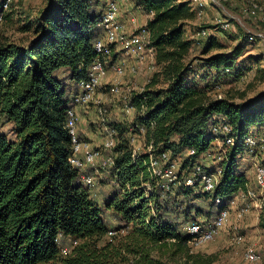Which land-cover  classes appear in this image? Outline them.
<instances>
[{
  "label": "trees",
  "instance_id": "1",
  "mask_svg": "<svg viewBox=\"0 0 264 264\" xmlns=\"http://www.w3.org/2000/svg\"><path fill=\"white\" fill-rule=\"evenodd\" d=\"M132 1L152 15L143 26L150 32L156 70L143 92L132 95L134 121L109 126L116 138L115 164L109 167L117 190L102 207L82 183L80 169L69 160L73 143L67 124L72 98L66 81L78 86L97 58L94 44L103 32L95 25L105 2L49 0L32 25L35 38L28 45L0 42V121L9 122L16 137L0 132V264H114L112 259L121 252L110 242H99L110 231L114 236L128 227L137 241H173L181 248L191 243L192 235L180 231L184 222L179 223L177 217L185 215L188 221L195 210L193 221L204 217L209 223L248 189L236 154L246 147L241 142L246 134L264 127V92L238 103L213 97L208 85L190 80L196 61L207 72L215 69L218 76L236 69L238 58L246 53L243 46L239 44L231 53L211 54L222 45L208 36L202 51L206 57L194 59L199 41L193 38L207 27L187 34V21L197 17L191 0ZM239 7L247 15L241 2ZM7 10L0 0L3 17ZM249 59L262 67L263 56L250 55ZM60 68L69 70L66 80L55 76ZM244 71L238 67L236 75ZM224 122L238 131L239 139L231 147L230 159L223 162L216 189L205 191L200 182L185 185L195 163L202 164L221 136L214 135L212 127ZM136 134L146 145H153L156 156L168 152L172 160L181 162L171 189L155 187L146 194L145 184L156 186V182L149 171L150 154L143 150L133 156L132 137ZM190 149L195 154L187 155ZM200 199L208 208L196 207ZM107 211L124 224L108 225L103 217ZM259 220L264 230V208ZM61 239H70V244L77 241L70 254L61 255ZM144 264L164 263L147 260Z\"/></svg>",
  "mask_w": 264,
  "mask_h": 264
},
{
  "label": "rangeland",
  "instance_id": "2",
  "mask_svg": "<svg viewBox=\"0 0 264 264\" xmlns=\"http://www.w3.org/2000/svg\"><path fill=\"white\" fill-rule=\"evenodd\" d=\"M191 1L193 2V7L197 10V17L194 20L187 21V34L192 31L198 32L201 27H207L205 29L207 31L206 35L197 34L193 38L195 39L194 41L200 42L195 43L196 48L192 53L194 59L201 60L206 57L202 51L204 44L207 43L206 37L208 36L215 37L222 45L221 48L211 51V54L216 52L231 53L239 44L243 46V50L246 53L238 58L236 69L225 70L222 76H218L215 69L207 72V70H204V67L198 65L199 61H196L194 62L195 75L190 77V80L196 81L202 86L208 85L206 88L208 91H212L210 95L213 97H226L238 103L264 92V61L260 68L252 61L253 59H249L250 55L264 57V41L249 38L256 31H261L264 34V0H258L263 10L255 18H249V16L241 12L238 0H221L219 2H212V0ZM48 2L49 0H13L11 7L4 12V21L0 25V42H15L21 45H28L35 38L32 25ZM126 3L131 5H129L131 10L127 12L128 6L125 5H123L122 10L124 9L126 13H131L129 19L136 18L139 21V25L143 24L146 19L145 13L141 9H137L135 1H128ZM219 20L229 22L231 27L227 30H221L222 28L218 24ZM217 24V27L221 29L214 27ZM121 56L123 57V55ZM238 67H242L245 70L244 74L240 76L236 75ZM68 71L67 68H60L55 72V76L62 81L66 80ZM144 71L145 69L141 73ZM153 72L151 71V73ZM112 74L114 75L113 72ZM126 75L130 74L127 73ZM145 81L143 79L140 84H135L134 86L137 85V88L146 86ZM119 85L124 91L122 96L114 97L111 92V86H102L99 89L102 106L107 110L104 115L106 120L104 123L108 126H111L118 116L124 117V121L128 124L134 121L135 110L131 113L125 111L126 98L124 95L127 96L125 84ZM162 85L166 86V84ZM112 99H115L119 105L117 114L108 108V103ZM99 130H96V134ZM0 132L6 134L8 138H16L12 125L3 119L0 121ZM101 132V136L97 134L98 138L94 141L92 140L94 143L93 147L101 151L102 157H107L109 151L99 146L98 139L101 138V141H103L104 138L103 130ZM262 132H264V127L255 128L254 132L251 131L249 133ZM136 139L137 145H141L144 141L138 134H136ZM142 151L143 148L140 147V152ZM231 152L232 148L224 144L221 136L218 137L210 147L208 151L209 155L203 157L201 160L203 169L207 172H215L219 168L222 169L224 167L223 162L230 159ZM220 154H224V159H218ZM236 159L240 169L246 173L248 179L247 187L255 190L264 201V189L260 190L255 179L256 166L264 164V148L245 147L236 154ZM175 160L178 162V168H180L181 162L177 159ZM98 170L100 175L93 169L94 175L92 176L94 177V183L90 187L86 186V184L84 186L90 189L92 199L102 207L108 196L117 190V186L112 179L111 167L101 168L98 166ZM195 203L196 207L208 208L207 202L202 199L196 200ZM240 206V201L232 205V215L229 225L222 229L214 240L204 244L196 245L188 243L187 246L179 248L173 241L164 244L148 243L145 240L137 241L130 233L131 227H128L127 229L117 231L114 236L106 235L99 242V245L110 242L121 252L119 256L112 259L114 264H144L147 260H158L164 264H264V230L259 226L261 209L252 206L243 218H237L236 210ZM194 213L195 210L190 214L188 221L185 220V215L177 217L179 223L184 222L180 231L185 235L188 234L186 226L193 222ZM177 215L178 213L176 212L175 216ZM103 217L106 223L108 225L110 223L113 228L124 224L123 221L113 218L109 211ZM200 223H207L204 217H200ZM238 234L244 237L242 243H237L235 240ZM70 242V239L66 241L62 240L61 255H68L73 251L76 244H70ZM251 245H254L262 255V260L258 263H250L245 259V250Z\"/></svg>",
  "mask_w": 264,
  "mask_h": 264
},
{
  "label": "built area",
  "instance_id": "3",
  "mask_svg": "<svg viewBox=\"0 0 264 264\" xmlns=\"http://www.w3.org/2000/svg\"><path fill=\"white\" fill-rule=\"evenodd\" d=\"M105 2V8L101 16L97 19L95 27L102 30L103 35L95 41L94 48L97 53L96 60L91 64L87 70V75L78 83V91L72 96L74 106H87L91 103L97 106L99 115L102 117V122H105L104 115L106 109L102 106V100L99 94V89L106 84L109 72H113L115 77H123L127 73L138 74L142 71V66L150 62V71L156 70L155 51L151 44L150 32L145 26L138 27L134 31H129L125 21L120 18L121 2H128L132 0H101ZM219 2L220 0H212ZM242 3L244 13L251 17H257L263 10L258 0H239ZM3 8L9 9L13 0H2ZM3 14H0V25L3 23ZM220 27L227 30L231 27L229 22L218 21ZM207 31L203 30L202 35H206ZM264 37V34L259 31L251 35L249 38ZM123 55V57H120ZM117 58L113 60V56ZM135 59V64H127V59ZM121 83H114L111 87L113 96H122L124 91L121 89ZM144 88L140 91L143 92ZM126 104L125 111L131 113L134 107L131 106L132 95L125 96ZM68 109V127L72 137L73 151L69 158L71 164L79 169H82L84 164H89L98 172V164L101 163L103 167L114 166L116 146L115 131L104 123L103 134L104 138L101 146L103 149L109 151L107 157L101 156V151L92 147L88 142L82 141L77 131V124L79 120L78 113L74 106ZM144 133V129H142ZM212 133L217 136H222L224 144L228 147L236 145L238 141V131L228 123H221L212 127ZM140 137V135H138ZM136 135L132 137L133 156L140 154V147L150 154L149 171L151 176L155 179L156 186L146 183V194L152 193L156 188L161 187L169 190L177 183L178 180V162L171 159L168 152H163L159 156L154 154V147L152 144L146 145L143 143L137 145ZM241 142L249 148H264V132L262 133H248ZM194 149H190L187 155L195 154ZM209 153L206 154L208 156ZM218 159H224V154H220ZM203 165L199 162L195 163L193 173L184 182L185 185H194L200 182L203 189L208 192H213L222 175V169L219 168L215 172H207L203 169ZM256 184L260 190L264 189V165L256 166L255 173ZM82 183L90 187L94 183V177L90 174L81 173ZM240 201L241 206L236 210L237 218H243L245 214L252 208V206L264 208V201L260 198L258 193L252 188L240 192L231 202L232 205ZM261 202V203H259ZM232 206L220 210V212L206 224L193 221L189 223L186 228L187 232L192 235L191 243L196 245L204 244L214 240L224 229L229 225L232 215ZM154 211V210H153ZM155 212V211H154ZM115 232L110 231L113 235ZM237 243L244 241L243 235H236ZM74 244L77 241L73 242ZM245 259L250 263H258L262 260L261 253L258 252L254 245L248 246L244 253Z\"/></svg>",
  "mask_w": 264,
  "mask_h": 264
},
{
  "label": "crops",
  "instance_id": "4",
  "mask_svg": "<svg viewBox=\"0 0 264 264\" xmlns=\"http://www.w3.org/2000/svg\"><path fill=\"white\" fill-rule=\"evenodd\" d=\"M123 5L128 6L127 12H129L131 9L129 8L128 3L126 2H121L120 6H121V15L120 18L126 22L129 31H134L136 30L138 27H141L143 25L146 24V22L152 18V15L150 14H146V19L143 22V24L139 25L138 24V20H136V18L134 19H129L130 14L126 13V10H122ZM131 6V5H130ZM137 9H140L137 7ZM264 41V40H262ZM121 57V55H120ZM135 59L133 58H128L127 59V64L131 65V64H135ZM149 64L150 62L145 63L142 66V70L145 69L144 72H140L138 74H134V73H129L130 75H126L123 77H115V75L112 74V72H109V75L107 77L106 80V84L104 86H111L114 83H121V84H125L126 87V93L130 95L135 94L136 92H140L145 86L137 88V85L134 86L135 84H140L143 79L144 81L146 80L147 82L150 81V78L152 76L153 73H151L150 69H149ZM148 65V66H147ZM147 68V69H146ZM146 81H145V85H146ZM67 87L70 91V97L72 98L73 95H75V93H77L76 91H78V86L75 82H73L72 80L68 79L66 81ZM115 97V96H114ZM125 97V95H124ZM119 99V97H117ZM108 108L114 113H118L117 111L119 110V105L117 104V101L115 99H112L109 101L108 103ZM73 105V102H72ZM74 106V105H73ZM74 108L76 109L78 116H79V120H78V124H77V131L78 134L80 136V139L82 141L88 142L92 147H93V142L92 140H96V138H98L97 134L99 136H101L102 132L101 130L104 129V124L102 122V117L99 115L98 112V108L96 105H94L93 103L87 105V106H74ZM107 111V110H106ZM124 118V117H123ZM121 118L120 116L116 117L114 123H123V124H128L126 123V121H124V119ZM127 120V119H126ZM106 121V120H105ZM96 124V125H95ZM103 127V128H102ZM101 129V130H99ZM96 130L97 134H96ZM100 139V140H99ZM98 141L100 143L99 146H101L102 141L101 138H99ZM99 167L103 168V166L101 165V163L98 164ZM81 173H85V174H90V175H94L93 173V167L89 164H84L83 168L80 169ZM98 175H100L99 171L97 173Z\"/></svg>",
  "mask_w": 264,
  "mask_h": 264
}]
</instances>
